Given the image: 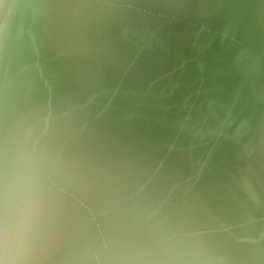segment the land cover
Instances as JSON below:
<instances>
[{
    "label": "clouds",
    "instance_id": "obj_1",
    "mask_svg": "<svg viewBox=\"0 0 264 264\" xmlns=\"http://www.w3.org/2000/svg\"><path fill=\"white\" fill-rule=\"evenodd\" d=\"M187 29L234 95L133 118ZM0 264H264V0H0Z\"/></svg>",
    "mask_w": 264,
    "mask_h": 264
},
{
    "label": "water",
    "instance_id": "obj_2",
    "mask_svg": "<svg viewBox=\"0 0 264 264\" xmlns=\"http://www.w3.org/2000/svg\"><path fill=\"white\" fill-rule=\"evenodd\" d=\"M154 51L148 57L151 74L133 93L134 103L143 105L130 115L147 116L153 127L192 124L197 118L209 119L225 105L234 90L222 69V59L208 54L205 42L195 30L187 29L159 36L151 42ZM223 164V161H217Z\"/></svg>",
    "mask_w": 264,
    "mask_h": 264
}]
</instances>
